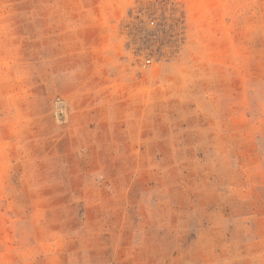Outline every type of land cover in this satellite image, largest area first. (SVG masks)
<instances>
[{
	"label": "rangeland",
	"instance_id": "obj_1",
	"mask_svg": "<svg viewBox=\"0 0 264 264\" xmlns=\"http://www.w3.org/2000/svg\"><path fill=\"white\" fill-rule=\"evenodd\" d=\"M0 264H264V0H0Z\"/></svg>",
	"mask_w": 264,
	"mask_h": 264
},
{
	"label": "built area",
	"instance_id": "obj_2",
	"mask_svg": "<svg viewBox=\"0 0 264 264\" xmlns=\"http://www.w3.org/2000/svg\"><path fill=\"white\" fill-rule=\"evenodd\" d=\"M150 23L152 24L153 21H150ZM152 64H153V58H152L151 56H146V57L143 59L142 63H141V65H142L143 67H150Z\"/></svg>",
	"mask_w": 264,
	"mask_h": 264
}]
</instances>
